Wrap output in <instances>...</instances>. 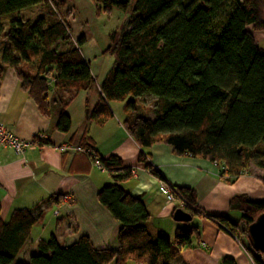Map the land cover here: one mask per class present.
Returning a JSON list of instances; mask_svg holds the SVG:
<instances>
[{
  "label": "trees",
  "instance_id": "16d2710c",
  "mask_svg": "<svg viewBox=\"0 0 264 264\" xmlns=\"http://www.w3.org/2000/svg\"><path fill=\"white\" fill-rule=\"evenodd\" d=\"M93 1L105 13L126 11L132 3ZM68 5L69 0H0V83L13 70L38 111L55 118L50 133H69L68 107L80 92L96 90L99 100L89 109V120L103 124L113 117L110 104L122 103L123 126L142 150L163 143L177 155L208 160L221 167L220 178L230 184L264 172V50L254 37L264 32V0H135L127 30L110 35L104 53L113 56V64L101 81L82 55L86 39L72 36ZM33 9L39 10L34 19L21 16ZM147 97L153 98V118L142 112L140 103ZM33 140L50 145L39 136ZM80 147L111 177L97 199L121 225L117 248L95 249L87 236L67 246L51 236L39 240L27 261L16 264H186L182 250L200 237L194 220L176 222L172 240L154 236L144 202L123 187L132 170L118 157L103 159L88 137L83 136ZM147 156L142 152L138 162L160 177ZM172 189L181 203L176 210L218 224L242 243L254 264H264V254L253 250L248 234L264 214V202L233 197L230 208L240 213V224H233L200 210L194 190ZM56 198L14 210L7 220L0 202V264H14L30 243L43 208ZM219 264L237 263L227 256Z\"/></svg>",
  "mask_w": 264,
  "mask_h": 264
},
{
  "label": "crops",
  "instance_id": "0c3cea01",
  "mask_svg": "<svg viewBox=\"0 0 264 264\" xmlns=\"http://www.w3.org/2000/svg\"><path fill=\"white\" fill-rule=\"evenodd\" d=\"M32 11L36 13L29 17L34 19L39 10ZM84 47L81 48L82 55L90 64L94 76L101 81L112 65L99 77L92 68L99 57L86 55ZM98 100L96 90L80 92L67 109L71 131L67 134L50 133L55 118L52 121L38 111L36 104L21 89L13 70L4 74L0 83V125L20 141H32L39 136L41 140H48L50 145L25 149L23 154L0 145L3 220H7L14 210L32 209L51 197L61 196L58 201L56 198L51 205L43 208L44 214L52 211L54 216L57 213L54 216L56 232L51 236L67 246L87 236L95 249L117 248L121 225L97 199L99 190L112 180L99 163L80 147L83 136L90 139L103 159L118 157L124 168L132 170L131 180L123 187L144 202L151 216L148 228L154 236L163 235L172 240L179 226L172 216L181 203L175 199L168 204L160 191L162 183L194 190L200 210L207 216L227 218L233 224H240V213L230 208L233 197L246 195L252 202H264V172L250 173L230 184L220 178L221 167L208 160L177 155L163 143L142 150L123 126L126 118L123 105L117 108L111 103L113 117L103 124L89 120V109ZM142 152L148 155V161L160 177L151 174L147 164L138 162ZM43 216L36 225L41 226L37 237L30 241L33 245L28 251L30 254L35 251L39 240L44 239L48 222ZM193 220L200 229V237L193 238L191 248L182 250L181 258L186 264H219L227 256L237 264H254L242 243L218 224L202 216Z\"/></svg>",
  "mask_w": 264,
  "mask_h": 264
},
{
  "label": "rangeland",
  "instance_id": "374dc122",
  "mask_svg": "<svg viewBox=\"0 0 264 264\" xmlns=\"http://www.w3.org/2000/svg\"><path fill=\"white\" fill-rule=\"evenodd\" d=\"M135 0H132L129 8L126 11H121L118 9H113L109 13H105L99 9V6L93 0H69L68 9L72 11V15L69 19L70 31L73 38L79 39L84 37L86 39L85 43V54L90 56H98L99 59L93 64V69L98 72L99 77L104 74L113 63V56L111 54H105V50L111 45L110 35L113 33H118L121 35L124 30H127L128 22L130 21L133 14V6ZM36 11L23 12L21 16L29 18V15H33ZM9 20L5 21V28L7 29ZM251 31V27L248 28ZM256 44L264 50V32L254 33ZM91 55V56H92ZM115 107H122V103L114 102L112 103ZM142 112L145 115H149L153 118L150 113V109L153 106V98L147 97L145 100L141 101ZM258 173V172H257ZM260 175H262L260 173ZM46 214V215H45ZM45 221L48 222L47 227L44 232V239H49L51 234L56 232V218L52 211L45 213ZM195 222L193 221L192 224ZM186 225V224H182ZM41 226H36L32 230L33 234L30 237L32 242L36 237L38 231H40ZM33 245L29 243L25 249L20 253L14 264L17 262H24L29 259V250H31ZM36 248V247H35ZM31 256V255H30Z\"/></svg>",
  "mask_w": 264,
  "mask_h": 264
},
{
  "label": "water",
  "instance_id": "95a60500",
  "mask_svg": "<svg viewBox=\"0 0 264 264\" xmlns=\"http://www.w3.org/2000/svg\"><path fill=\"white\" fill-rule=\"evenodd\" d=\"M173 220L177 223H190L193 218L182 209L175 211ZM248 234L254 251L264 254V214L249 226Z\"/></svg>",
  "mask_w": 264,
  "mask_h": 264
},
{
  "label": "built area",
  "instance_id": "2783aa9c",
  "mask_svg": "<svg viewBox=\"0 0 264 264\" xmlns=\"http://www.w3.org/2000/svg\"><path fill=\"white\" fill-rule=\"evenodd\" d=\"M0 145L12 148L17 154H23L25 149H34L38 144L34 143V140L20 141L0 125ZM160 191L165 195L168 204H171L176 199L173 195L171 184L162 183Z\"/></svg>",
  "mask_w": 264,
  "mask_h": 264
}]
</instances>
